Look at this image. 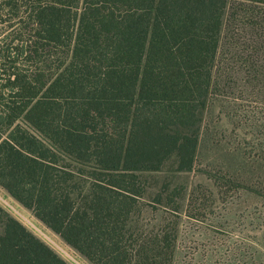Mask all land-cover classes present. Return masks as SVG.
I'll use <instances>...</instances> for the list:
<instances>
[{
	"label": "trees",
	"instance_id": "trees-1",
	"mask_svg": "<svg viewBox=\"0 0 264 264\" xmlns=\"http://www.w3.org/2000/svg\"><path fill=\"white\" fill-rule=\"evenodd\" d=\"M0 22V186L95 264H172L182 218L203 221L197 185L160 178L193 169L210 98L249 162L215 187L264 199V0H0ZM69 165L103 217L60 201L47 168ZM115 195L169 221L123 224ZM0 264L68 263L0 206Z\"/></svg>",
	"mask_w": 264,
	"mask_h": 264
},
{
	"label": "rangeland",
	"instance_id": "rangeland-1",
	"mask_svg": "<svg viewBox=\"0 0 264 264\" xmlns=\"http://www.w3.org/2000/svg\"><path fill=\"white\" fill-rule=\"evenodd\" d=\"M9 30L6 23L0 22V47ZM223 112H227L225 105L215 103V97L210 98L200 113V140L193 169L175 175L168 172L161 175V180L167 178L189 188L197 185L195 194L201 202L198 207L206 212L201 222L194 223L186 216L182 218L172 264H249L253 250L260 259L264 258V199L239 191L234 200L229 195H221L213 181L215 173L225 174V170L249 166V162H238L235 148L239 151L243 147L242 134L236 137L231 134L232 124ZM223 135L226 141L222 139ZM68 164L71 165L70 162ZM70 165L61 171L47 168L49 184L59 194L60 201L67 199V206L73 203V211L77 208L80 214L87 212L86 216L91 217L96 212L103 217L102 211L110 207L102 190L94 189L89 178L73 173ZM234 188L231 184L228 189ZM231 194L236 196V192ZM111 201H114V206L118 202L124 206L121 217L123 224L128 226H142L147 230L157 228L158 224L165 226L169 221L163 220L166 215L161 210L149 207L148 197L130 200L115 195ZM0 206L22 223L38 242L45 244L68 264H95L45 226L31 209L21 205L1 186Z\"/></svg>",
	"mask_w": 264,
	"mask_h": 264
}]
</instances>
